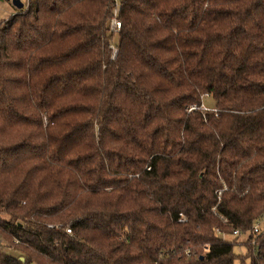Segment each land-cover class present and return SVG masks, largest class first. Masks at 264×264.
<instances>
[{
    "label": "trees",
    "instance_id": "trees-1",
    "mask_svg": "<svg viewBox=\"0 0 264 264\" xmlns=\"http://www.w3.org/2000/svg\"><path fill=\"white\" fill-rule=\"evenodd\" d=\"M119 1L0 24V264H264V0Z\"/></svg>",
    "mask_w": 264,
    "mask_h": 264
},
{
    "label": "built area",
    "instance_id": "built-area-1",
    "mask_svg": "<svg viewBox=\"0 0 264 264\" xmlns=\"http://www.w3.org/2000/svg\"><path fill=\"white\" fill-rule=\"evenodd\" d=\"M120 8V1L119 0H114V8H113V16L111 18L109 28L111 31H118L120 29V20L118 18V11ZM112 48V56L114 57L116 53V48H114L113 45H110ZM203 110H206L205 106L202 107ZM226 187H222L220 189H217L216 195H217V200H220V197L222 195L223 190H225ZM212 211L214 214L218 215L223 221H226V219L219 213H217L216 210V205L212 207ZM179 222H184L186 220L185 216L182 213H179V217L177 219ZM50 227H60L59 224L57 225H49ZM214 231L216 234L221 237V239L225 240L226 236H230V238L235 239L236 243H238V237L240 235L246 234V237L243 241L244 245L251 246L253 250V255L256 257L260 256V250L262 246H264V210L254 218V220L251 223L250 228L244 233L241 229L239 228H234L230 234H227L225 232H222L218 227H214ZM65 232L68 234H72L71 228L66 226ZM235 243V244H236ZM206 249V248H205ZM184 252L187 255H190V252L187 250H184Z\"/></svg>",
    "mask_w": 264,
    "mask_h": 264
},
{
    "label": "rangeland",
    "instance_id": "rangeland-1",
    "mask_svg": "<svg viewBox=\"0 0 264 264\" xmlns=\"http://www.w3.org/2000/svg\"><path fill=\"white\" fill-rule=\"evenodd\" d=\"M23 3H25V0H21ZM15 11V7L13 6V4L11 3L10 0H0V24L1 22L7 20L12 14H14ZM111 31V30H110ZM114 33V40H116L117 36V31H112ZM111 45L114 46V48H116L115 43L111 42ZM111 48V47H110ZM112 50V48H111ZM205 105L212 107L214 105V101L211 97H206L205 98ZM1 215V214H0ZM3 217H7L6 215H1ZM246 237V234L240 235L238 237V243L233 245V252L235 254H242L244 255L246 253V247L243 244V241ZM225 239H231L230 236H226ZM246 264H248V262L246 261Z\"/></svg>",
    "mask_w": 264,
    "mask_h": 264
},
{
    "label": "water",
    "instance_id": "water-1",
    "mask_svg": "<svg viewBox=\"0 0 264 264\" xmlns=\"http://www.w3.org/2000/svg\"><path fill=\"white\" fill-rule=\"evenodd\" d=\"M10 1L16 9H22L24 6V3L21 0H10ZM20 259L22 260L23 258L20 257Z\"/></svg>",
    "mask_w": 264,
    "mask_h": 264
}]
</instances>
